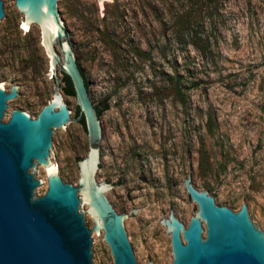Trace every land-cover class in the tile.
Instances as JSON below:
<instances>
[{
	"label": "rangeland",
	"instance_id": "rangeland-1",
	"mask_svg": "<svg viewBox=\"0 0 264 264\" xmlns=\"http://www.w3.org/2000/svg\"><path fill=\"white\" fill-rule=\"evenodd\" d=\"M110 2L61 0V13L77 37L86 88L107 107L101 182L113 185L117 213L141 216L126 225L139 264H171L159 221L172 212L187 225L195 214L188 176L217 206L245 204L264 232V0ZM21 21L7 6L0 84L23 93L11 110L35 118L55 85L39 29L21 31ZM61 90L76 118L74 97ZM75 122L57 136L55 155L58 175L73 186L88 152L83 120ZM46 175L41 169L45 191ZM94 242L97 264H112L102 236Z\"/></svg>",
	"mask_w": 264,
	"mask_h": 264
},
{
	"label": "water",
	"instance_id": "water-1",
	"mask_svg": "<svg viewBox=\"0 0 264 264\" xmlns=\"http://www.w3.org/2000/svg\"><path fill=\"white\" fill-rule=\"evenodd\" d=\"M86 3L112 7L110 0ZM7 6L16 8L29 30L39 28L55 88L31 119L25 111L11 110L23 100V93L14 99L18 87L8 92L0 87V264H97L94 239L100 236L112 264H139L126 225L141 216L118 214L108 199L113 185L101 182L108 130L86 88L77 37L61 13V0H0V29L7 25ZM61 74L71 83L76 118L60 93ZM81 119L88 152L77 162L78 185L63 182L54 172L46 175L45 191L41 169H54L57 136ZM183 184L197 206L195 214L187 225L172 212L159 221L170 237L171 264H264V232L254 212L248 214L245 204L236 212L217 206L206 191L196 189L190 176Z\"/></svg>",
	"mask_w": 264,
	"mask_h": 264
},
{
	"label": "trees",
	"instance_id": "trees-1",
	"mask_svg": "<svg viewBox=\"0 0 264 264\" xmlns=\"http://www.w3.org/2000/svg\"><path fill=\"white\" fill-rule=\"evenodd\" d=\"M63 82H64V88H63L64 94L65 95H71L74 97V93H73L71 83H70L69 79L64 75H63ZM95 108L97 111V115H99L102 111L107 109L106 105H104V104H102L100 106H96Z\"/></svg>",
	"mask_w": 264,
	"mask_h": 264
},
{
	"label": "flooded vegetation",
	"instance_id": "flooded-vegetation-1",
	"mask_svg": "<svg viewBox=\"0 0 264 264\" xmlns=\"http://www.w3.org/2000/svg\"><path fill=\"white\" fill-rule=\"evenodd\" d=\"M23 19V18H22ZM22 22V21H21ZM21 22H20V30H21V26H22V24H21ZM32 26H35V25H32ZM37 27V26H36ZM38 28V27H37ZM39 29V28H38ZM22 31V30H21ZM58 50V48H57V46L55 45V50ZM48 59V58H47ZM50 65V64H49ZM53 81H54V79H53ZM54 85H55V83H54ZM6 91V90H5ZM62 92H63V90H61ZM6 92H8V91H6ZM64 93V92H63ZM18 97V90H17V96L14 98V99H16ZM14 99H12V100H14ZM8 102V101H7ZM66 104V103H65ZM67 106V105H66ZM68 108V107H67ZM17 110H22V109H17ZM7 113V112H6ZM7 115V114H6ZM6 115L3 117V119H2V122H5V119H6ZM70 115H71V113H70ZM77 115H78V113H77ZM10 116V115H9ZM31 116V115H30ZM71 117V116H70ZM31 119H33V116H31ZM100 151V150H99ZM100 154V153H99ZM119 214V213H118ZM86 224V223H85ZM202 227H203V229H204V225H203V222H202Z\"/></svg>",
	"mask_w": 264,
	"mask_h": 264
},
{
	"label": "bare ground",
	"instance_id": "bare-ground-1",
	"mask_svg": "<svg viewBox=\"0 0 264 264\" xmlns=\"http://www.w3.org/2000/svg\"><path fill=\"white\" fill-rule=\"evenodd\" d=\"M22 30H24L25 32H27L28 31V27L26 26V25H24V24H22ZM0 87H2V88H4V86L3 85H1L0 84ZM46 172H47V174H53L54 172H57V169H56V167L54 166V169H46Z\"/></svg>",
	"mask_w": 264,
	"mask_h": 264
}]
</instances>
